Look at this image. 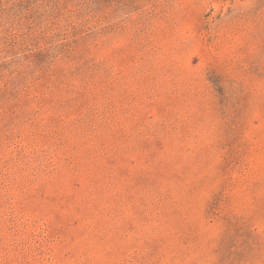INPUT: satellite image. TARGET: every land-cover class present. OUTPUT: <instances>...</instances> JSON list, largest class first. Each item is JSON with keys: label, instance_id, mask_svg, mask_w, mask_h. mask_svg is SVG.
I'll return each instance as SVG.
<instances>
[{"label": "rangeland", "instance_id": "1", "mask_svg": "<svg viewBox=\"0 0 264 264\" xmlns=\"http://www.w3.org/2000/svg\"><path fill=\"white\" fill-rule=\"evenodd\" d=\"M0 264H264V0H0Z\"/></svg>", "mask_w": 264, "mask_h": 264}]
</instances>
